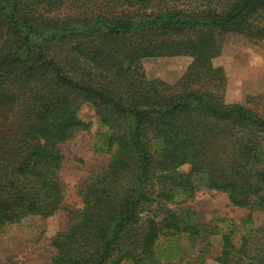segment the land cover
<instances>
[{
	"label": "trees",
	"instance_id": "1",
	"mask_svg": "<svg viewBox=\"0 0 264 264\" xmlns=\"http://www.w3.org/2000/svg\"><path fill=\"white\" fill-rule=\"evenodd\" d=\"M231 34L264 43V0H0V227L65 208L51 264H264V93L227 99L215 59ZM178 56L174 84L143 66ZM87 104L108 160L71 206L62 172ZM201 191L249 212L210 217L188 204ZM183 236L202 240L196 258Z\"/></svg>",
	"mask_w": 264,
	"mask_h": 264
},
{
	"label": "rangeland",
	"instance_id": "2",
	"mask_svg": "<svg viewBox=\"0 0 264 264\" xmlns=\"http://www.w3.org/2000/svg\"><path fill=\"white\" fill-rule=\"evenodd\" d=\"M187 56L178 57H147L143 66L149 77L162 78L172 84L176 83L190 63ZM215 64L223 66L229 78L226 97L230 101L243 100L247 94L264 93V43L257 45L237 34L227 37L222 53L215 59ZM83 115L93 119L90 131H81L71 140L66 148L68 160L62 172L63 179L68 184L66 201L71 206L81 205L77 185L83 182L89 170L100 167L108 160L107 155L97 149L102 146L105 127L99 122L94 108L87 104ZM190 164L181 166L182 171H189ZM193 205L200 211L214 215H227L239 219L245 216L249 209L233 207L227 194L215 191H201ZM175 207V204L171 205ZM264 220V213L256 211L254 221L258 226ZM69 213L65 208L58 210L49 217L30 215L22 221L0 227V264H51L53 248L50 239L58 231L67 227ZM240 234L236 242L241 243ZM213 254L221 250V238L214 237ZM183 255L194 259L198 255L202 240L189 236L181 239ZM196 264H220L212 258Z\"/></svg>",
	"mask_w": 264,
	"mask_h": 264
}]
</instances>
